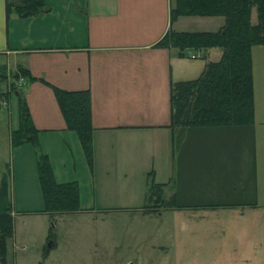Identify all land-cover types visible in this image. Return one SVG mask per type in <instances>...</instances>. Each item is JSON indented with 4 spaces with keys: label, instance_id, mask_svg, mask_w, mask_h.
<instances>
[{
    "label": "crops",
    "instance_id": "obj_1",
    "mask_svg": "<svg viewBox=\"0 0 264 264\" xmlns=\"http://www.w3.org/2000/svg\"><path fill=\"white\" fill-rule=\"evenodd\" d=\"M171 1L45 0L43 12L24 18L7 15L6 2L0 0L1 82L2 75L8 77L7 89L10 76L24 68L56 88L90 92L92 165L82 160L83 150L77 146L80 163L74 158L73 174L65 181L77 184L80 200L85 194L77 165H88L94 179L96 166L108 170L126 164V138L151 133L154 181L167 185L170 198L177 199L181 188H188L192 194L217 197L222 209H234L239 218L264 215V46L251 50V125L171 130V83L198 78L220 52L202 51L196 57L186 51L180 56L177 49L157 44L170 31L216 32L224 24L221 17H181L171 23ZM187 23L211 29L185 31ZM21 86L44 146L70 148L74 133L66 129L53 90L39 81L25 80ZM6 100L11 133L19 124L18 97L9 94ZM117 140L121 147L111 144ZM80 170L83 177L84 169Z\"/></svg>",
    "mask_w": 264,
    "mask_h": 264
},
{
    "label": "rangeland",
    "instance_id": "obj_2",
    "mask_svg": "<svg viewBox=\"0 0 264 264\" xmlns=\"http://www.w3.org/2000/svg\"><path fill=\"white\" fill-rule=\"evenodd\" d=\"M184 29L192 32L211 28L187 23ZM2 78L0 187H7L4 198L12 210L13 231L5 241V264H264L262 213L254 219L248 214L239 218L234 209H222L217 197L192 194L194 191L187 192L188 188L177 193L175 208L143 212L146 183L150 182L147 175L155 165L151 133L126 138V164L108 170L96 166L94 179L88 165L87 169L77 165L85 194L79 202L80 212H47L37 161L48 154L56 173L54 179L63 184L73 174L74 158L80 163L75 151L80 143L73 134L70 148L65 144L61 148L44 146L42 137L35 145L12 147L7 129L11 110L4 104L12 92L9 84L6 89L8 77ZM24 81L20 76L16 82L19 90ZM111 144L120 146L121 141ZM80 168L84 169L83 177ZM84 178L88 179L86 183ZM188 183L192 186L187 178ZM167 190L166 200L170 198ZM49 237L55 246L47 250Z\"/></svg>",
    "mask_w": 264,
    "mask_h": 264
},
{
    "label": "trees",
    "instance_id": "obj_3",
    "mask_svg": "<svg viewBox=\"0 0 264 264\" xmlns=\"http://www.w3.org/2000/svg\"><path fill=\"white\" fill-rule=\"evenodd\" d=\"M6 14L33 17L44 11L45 0H5ZM255 14V21L254 19ZM181 17H221L223 26L216 32L170 31L157 44L172 47L183 56L192 51L216 49L217 61L206 63L203 72L194 80L172 82L170 85L169 129L198 127L248 126L254 122V93L251 50L264 46V0H172L170 21ZM27 82L39 81L49 86L66 124L74 133L89 166L92 165L91 98L89 91H65L44 80L34 78L20 68L12 77L10 93L18 97V128L10 134L12 147L37 144L38 131L34 127L29 109L16 82L19 77ZM5 77V76H4ZM39 183L47 212L75 213L79 209V190L76 183L59 184L55 181L48 157L37 161ZM146 183L145 214L157 213L160 208L176 207L175 196L165 198L167 185L154 181L149 173ZM6 188L0 187V261L5 264V241L12 236L11 207L6 203ZM48 238L45 249L54 248Z\"/></svg>",
    "mask_w": 264,
    "mask_h": 264
},
{
    "label": "built area",
    "instance_id": "obj_4",
    "mask_svg": "<svg viewBox=\"0 0 264 264\" xmlns=\"http://www.w3.org/2000/svg\"><path fill=\"white\" fill-rule=\"evenodd\" d=\"M195 57V56H194ZM197 57V56H196Z\"/></svg>",
    "mask_w": 264,
    "mask_h": 264
}]
</instances>
